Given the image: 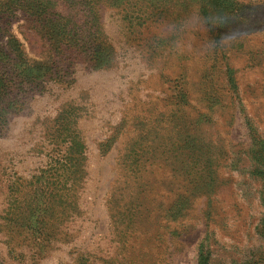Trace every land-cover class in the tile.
<instances>
[{
  "label": "rangeland",
  "instance_id": "obj_1",
  "mask_svg": "<svg viewBox=\"0 0 264 264\" xmlns=\"http://www.w3.org/2000/svg\"><path fill=\"white\" fill-rule=\"evenodd\" d=\"M233 1L240 8L224 22L218 52L226 58L218 63V73L209 58L213 47L206 43L210 29L192 30L203 18L200 0H162L168 16L159 19L151 7L146 24L133 29L123 27L118 12L103 11L117 66L94 72L83 65L77 86L58 98L74 101L86 116L80 127L88 176L85 182L81 168L74 191L65 193L79 198L83 212L74 243L40 261H12L1 240L0 258L6 262L0 264H71L78 251H86L87 264H198L201 254L207 264H264V167L254 158L264 145V0ZM179 15L184 27L178 44L169 55L161 53L162 63H150L146 58L155 53L149 49L155 37L174 34ZM183 55L189 58L181 60ZM183 86L187 106L176 98ZM206 96L214 98V111L200 119L196 112ZM55 99L35 98L0 138V213L9 201L23 208L34 189V196L41 194L43 181L32 183L48 169L47 156L53 154L43 121L56 114ZM183 110L187 118H180ZM120 122L123 132L103 155L98 144ZM182 137L205 146L209 164L203 172L188 169V175L166 154ZM132 143L156 152L149 161L141 157L135 178L119 164ZM49 192L42 193L48 197ZM132 202L139 207L133 217L127 214Z\"/></svg>",
  "mask_w": 264,
  "mask_h": 264
},
{
  "label": "trees",
  "instance_id": "obj_2",
  "mask_svg": "<svg viewBox=\"0 0 264 264\" xmlns=\"http://www.w3.org/2000/svg\"><path fill=\"white\" fill-rule=\"evenodd\" d=\"M161 1L0 0V138L8 130L13 118L29 112L35 98H57L56 114L43 121V135H47L46 141L51 143L53 154L47 156L48 169L42 170L32 183L35 185L43 181L40 184L41 194L34 196L37 190L34 189L32 199H27L23 208L18 207L17 200L11 204L9 201L6 209L0 213V241L6 245L10 260L23 261L31 258L40 261L48 253L74 243V232L77 230L74 227L83 212L79 198L65 193L74 191L73 188L79 179L77 174L81 173V168L85 182L88 176L86 165H83V161L87 162V147L82 141L83 129L80 127V120L86 116L82 113V107L74 101H59V94L77 86V72L83 65L94 72H107L117 66L116 46L112 44L103 22L105 9L118 12L123 27L133 29L146 24V13L151 7L157 8L155 14L159 15V19H162L164 13L167 17V11L170 9L161 6ZM200 1L203 4L201 3L199 13L209 21L205 27L210 29L213 36L208 37L206 43L214 41V44H211L213 53L209 58L214 63L213 69L218 73V63L226 58L218 52L221 32L225 28L224 22L227 16L238 12L240 6L233 0ZM169 15L172 17L173 12ZM176 17L173 20L176 21L174 23L177 27L174 34L160 39L155 37L154 43L149 47L155 51L146 58L150 63H162L157 60L161 53L169 55L178 44L181 33L179 29L182 28L181 25L184 27V17ZM14 28L17 34L14 33ZM212 28L216 30L212 31ZM17 35L28 43L31 54L36 58L30 56ZM180 58L187 60L189 57L183 55ZM182 80L177 78L176 81ZM233 81L232 85L235 86ZM186 96L184 86L180 87L176 98L183 101L184 106L188 105ZM213 100V97H203L202 106L196 112L197 118L211 117L210 112L214 111ZM203 108H206V111ZM173 114L174 111L171 110L168 115L170 122ZM180 118H187L185 110ZM124 127L122 122L115 124L108 139L98 144L103 150V155L113 149ZM139 138V141L144 140L145 135ZM135 145L137 143L126 146L119 163L125 172H131L134 178L137 175V162L141 157L145 156L149 161L156 155L155 151L153 154L151 151L144 152ZM204 147L202 143H190L189 137H182L174 151L166 154H170L172 163L179 164L181 171L187 170L188 175V169L196 168L201 173L209 164ZM41 150L42 154L43 149ZM254 153L255 161L264 167V145ZM162 154L165 155L160 152V155ZM123 183L129 185L127 180ZM12 188L16 189V186ZM44 189L50 190L48 197L42 193ZM129 204L131 207L127 208V214L133 217L139 207L133 202ZM86 255V251H78L71 264H87L89 259ZM3 260L0 258V263H3ZM198 264H207V258L201 254Z\"/></svg>",
  "mask_w": 264,
  "mask_h": 264
},
{
  "label": "clouds",
  "instance_id": "obj_3",
  "mask_svg": "<svg viewBox=\"0 0 264 264\" xmlns=\"http://www.w3.org/2000/svg\"><path fill=\"white\" fill-rule=\"evenodd\" d=\"M198 19H199V23L194 26V28L192 29L193 31L198 30V29L206 26L209 23V21L206 18H199L198 17ZM181 27H183V25H181ZM208 43L214 44V41H209Z\"/></svg>",
  "mask_w": 264,
  "mask_h": 264
}]
</instances>
